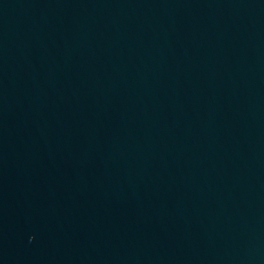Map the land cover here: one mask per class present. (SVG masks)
<instances>
[{
    "label": "water",
    "instance_id": "95a60500",
    "mask_svg": "<svg viewBox=\"0 0 264 264\" xmlns=\"http://www.w3.org/2000/svg\"><path fill=\"white\" fill-rule=\"evenodd\" d=\"M33 264H264V0H113Z\"/></svg>",
    "mask_w": 264,
    "mask_h": 264
}]
</instances>
